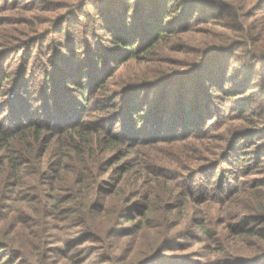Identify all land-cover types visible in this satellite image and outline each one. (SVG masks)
<instances>
[{
    "label": "trees",
    "instance_id": "obj_1",
    "mask_svg": "<svg viewBox=\"0 0 264 264\" xmlns=\"http://www.w3.org/2000/svg\"><path fill=\"white\" fill-rule=\"evenodd\" d=\"M53 1L65 9L81 0ZM84 1L96 5L92 35L102 32L107 44L98 42L86 52L62 47L48 59L53 70L39 74L34 104L25 75L12 81L0 71V110L7 105L2 97L12 95L11 110L0 119V264H16L47 249L45 208L52 209L50 215L60 212L73 229L72 240L56 243L74 241L76 249L102 244L95 251L105 255L104 263H119L120 246L110 247V239L139 234L143 240L124 264H193L191 256L172 254L191 247L180 241L185 237L211 249L213 264H264V214L235 227L225 219L217 223L215 206L201 202L203 215L189 220L204 238L180 232L195 198L176 182L179 175L218 168L248 135L260 139L254 143L257 151L264 150V0ZM77 7L81 15L83 7ZM35 18L21 22L30 39L19 49L46 37L47 28ZM196 32L203 37L191 48ZM169 43L173 59L164 55ZM170 60L177 72L169 71ZM129 61L154 69L124 79L114 90L111 80ZM256 92L259 98L253 99ZM219 97L243 100L242 111L252 105L257 110L242 112L235 128L218 120L221 112L213 100ZM193 111L199 115L189 114ZM244 117H250L247 127ZM209 122L217 127L209 129ZM220 174L215 178L222 184ZM105 190L108 204L99 198ZM159 207L162 216L154 218ZM129 211L136 216L126 217ZM117 217L128 224L122 233L115 232ZM220 226L230 240L223 239Z\"/></svg>",
    "mask_w": 264,
    "mask_h": 264
},
{
    "label": "rangeland",
    "instance_id": "obj_2",
    "mask_svg": "<svg viewBox=\"0 0 264 264\" xmlns=\"http://www.w3.org/2000/svg\"><path fill=\"white\" fill-rule=\"evenodd\" d=\"M116 1L122 3L125 0ZM84 2V0L75 1L74 5L70 4L64 9L62 8L63 2L55 4L53 0H0V71L6 74L8 79L12 81L25 75L26 81L28 82L27 90L30 103L34 104V100L38 95L36 92L40 87L41 81L39 74L47 68H50L49 71L53 70L54 65H52L53 63L48 61V59L54 58L62 47L64 48L63 52H77L81 50L86 52L87 50L97 48L98 42L102 45L107 44V40L103 39L104 34L102 32L99 31L101 36L92 35L97 22L96 5L91 3L84 5ZM79 5L80 8L83 7L81 15L80 11H77V6ZM46 10H48L47 13H44L43 11ZM32 17H36L35 20L39 23H44L43 26L47 29L43 34H46L44 35L46 37L36 40L29 45L26 44L27 46L24 45L22 49H19L26 39H30L28 38L30 31L25 32V29H22L21 22L25 19L31 22ZM61 20L66 21L61 24ZM14 28L15 31L12 30ZM202 37L203 35L201 33L196 32L192 37L194 41H191V48L196 47L197 41ZM171 40H173L172 43H176L177 37H173ZM170 45L171 43L165 47L167 51L164 52V55L173 59L175 54L168 50ZM193 54L192 49L189 50L188 56L191 59L193 58L191 57ZM167 64L169 65L170 72L178 71L179 67L173 65L171 60L168 61ZM146 68L154 69L152 65L147 63L139 64L136 61H129L122 66L119 73L111 80L112 87L114 90L119 89L120 82L124 79L130 80L131 77L138 76L139 73ZM38 79V85H36L35 82ZM232 84L233 82L230 81L228 86L230 87ZM171 93L176 95V90L171 91ZM259 95L260 93L258 92L254 93L253 99L259 98ZM11 97V92H9L6 97H2L7 101V105L4 111H2L3 109L0 110V112H3V115L0 114L1 120H3L5 115L11 110V108L8 109ZM206 99L211 101V98L209 99L206 97ZM242 101L243 100L233 97H230L228 102H225L224 97L213 100V104L217 107V111L221 112L218 115V117L221 115L218 120H227L232 126L239 128L241 123L238 121V118L242 112L257 110V108L252 105L247 111H242ZM255 101L256 100H254V102ZM255 103L259 106L260 100H257ZM261 110L262 108L259 107V112ZM189 114L199 115V112L193 111ZM93 119L94 118H92V120ZM248 119H250V117L242 118L245 127L248 126ZM215 122L212 124L209 122L207 125L209 126L208 128L211 130L216 128L217 125H214ZM255 142H260V139L253 135L240 138L237 140L236 147L231 151L229 157L222 162L218 168L211 170L200 169L199 173H186L177 177V184L182 185L184 188L189 187L195 198L194 202H191L185 222L179 227L180 229L177 230H180V232L197 233L198 236L204 238L201 231H198L195 227L192 228V224L189 220L197 214L203 215L201 210L205 205L199 206L198 204L201 202H205L203 204H212L215 206L212 218L214 219V216L217 217V223L221 220H227V222H232V225L235 227L248 223L250 219L254 218L253 216H258V213L264 214L262 209V204L264 202V150L257 151L254 145ZM162 148H167V146L161 145V149ZM188 171L189 170H187V172ZM217 173H221L220 176L223 177L224 183L219 184V182H216L218 181V177L215 178ZM174 175L176 174L173 173L172 176ZM161 182L170 181H168V179H163ZM95 183L97 184L98 182ZM210 187H213V190H204L205 188L210 189ZM48 193H51V190H47V194ZM104 195L106 196V190L99 194V198L108 204V198ZM10 204L15 206L12 203ZM35 210L38 213L42 212L39 206H36ZM21 212L24 213L27 212V210L21 209ZM51 212L52 209L45 208L43 216L44 223L42 225L45 231L44 239L47 249L41 252L33 251L30 257H25L16 264H80L81 260H86V264H110L104 263L105 255L102 252L95 251V248H104L102 244L96 245L86 243L80 249H76L73 247L75 244L74 241L70 243L66 242V244L56 243V241L62 237H65L67 241L72 240L73 236L71 234L73 229H70L71 224L69 220L63 221L64 217L60 216V212L55 213V215H50ZM180 212L181 210L175 212L176 216H174V218L176 220ZM24 216L31 217L36 221L41 218L37 214H24ZM125 216H136V213L129 211ZM160 216L162 215L159 207L154 212V218ZM160 220H162V218ZM127 225L125 218L117 217L115 220V232L122 233V229ZM220 228L222 230L223 239L227 241L230 240L232 237L227 230L224 229L226 227L220 226ZM157 232L163 234L164 228L160 227ZM16 237L21 238L22 236L17 235ZM139 240H143V238L138 234L137 236L123 239L112 238L108 241L110 247L114 244L120 246L116 252V261L119 262L118 264H124L128 260V256L133 254L132 248L137 245ZM180 241L188 242L191 247L185 251H175L172 254L191 256V262L193 264L195 262V264H213L211 256H213L214 253L206 246H202L203 242L199 243L195 241V239H189V237H185ZM123 260L126 261L123 262Z\"/></svg>",
    "mask_w": 264,
    "mask_h": 264
}]
</instances>
